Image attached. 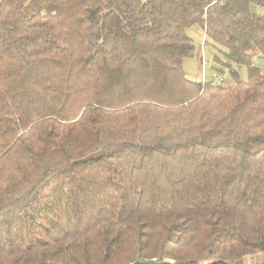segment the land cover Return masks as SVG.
Segmentation results:
<instances>
[{"label": "trees", "instance_id": "1", "mask_svg": "<svg viewBox=\"0 0 264 264\" xmlns=\"http://www.w3.org/2000/svg\"><path fill=\"white\" fill-rule=\"evenodd\" d=\"M261 60L264 0H0V264L264 253Z\"/></svg>", "mask_w": 264, "mask_h": 264}, {"label": "rangeland", "instance_id": "2", "mask_svg": "<svg viewBox=\"0 0 264 264\" xmlns=\"http://www.w3.org/2000/svg\"><path fill=\"white\" fill-rule=\"evenodd\" d=\"M192 37L193 44L195 46L194 56L190 59H185L183 61L182 67L188 79L193 81H201L202 76L205 78V81L209 80L214 75H220L221 64L225 63V59L223 55L217 53L212 47H209L204 44V37L199 30ZM204 58L203 61L205 65L202 67L201 59ZM255 64H259V67L264 71V62L256 61ZM219 69V70H218ZM239 77L240 79L246 78V71L244 68L239 69ZM231 78L228 74L225 76V80L223 81V85L230 84ZM79 130H81L83 134V138L80 140L73 139L69 143H75L80 146V148L84 147V149L90 148V128L88 126L87 121H81L78 125ZM73 146H69V153L73 154ZM78 149L74 150V154H76ZM229 264H264V253H254L245 255L237 260L230 261Z\"/></svg>", "mask_w": 264, "mask_h": 264}, {"label": "built area", "instance_id": "3", "mask_svg": "<svg viewBox=\"0 0 264 264\" xmlns=\"http://www.w3.org/2000/svg\"><path fill=\"white\" fill-rule=\"evenodd\" d=\"M203 57H202V59H201V65H202V67L205 65V62L203 61ZM226 72H224L223 74H221V75H218L217 77H215L214 79H213V84L214 85H223V81L225 80V76H226ZM201 81L202 82H206L205 81V78L202 76V79H201Z\"/></svg>", "mask_w": 264, "mask_h": 264}, {"label": "crops", "instance_id": "4", "mask_svg": "<svg viewBox=\"0 0 264 264\" xmlns=\"http://www.w3.org/2000/svg\"><path fill=\"white\" fill-rule=\"evenodd\" d=\"M197 30H199L201 32V34L203 35V31L200 28H198V27H195V28L190 29L188 31V35L192 38L198 32ZM217 76H218V74L217 75L212 74L211 78L209 80H207V81H213V79L215 77H217Z\"/></svg>", "mask_w": 264, "mask_h": 264}, {"label": "water", "instance_id": "5", "mask_svg": "<svg viewBox=\"0 0 264 264\" xmlns=\"http://www.w3.org/2000/svg\"><path fill=\"white\" fill-rule=\"evenodd\" d=\"M130 264H171V263L168 261H164L161 263H157L155 261H135V262H132Z\"/></svg>", "mask_w": 264, "mask_h": 264}]
</instances>
